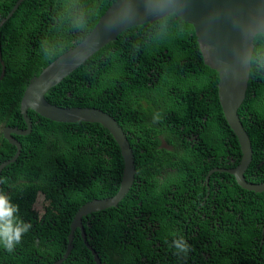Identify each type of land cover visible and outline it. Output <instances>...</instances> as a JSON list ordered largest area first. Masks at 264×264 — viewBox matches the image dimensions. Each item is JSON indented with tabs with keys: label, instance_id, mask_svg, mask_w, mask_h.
Masks as SVG:
<instances>
[{
	"label": "trees",
	"instance_id": "16d2710c",
	"mask_svg": "<svg viewBox=\"0 0 264 264\" xmlns=\"http://www.w3.org/2000/svg\"><path fill=\"white\" fill-rule=\"evenodd\" d=\"M18 0H0V19ZM115 0H25L0 28L5 74L0 80V164L16 147L2 129H25L20 100L33 76L81 42ZM245 98L238 109L253 155L246 181L264 182V34L253 39ZM2 66L0 64V74ZM217 73L203 63L191 25L175 15L131 27L45 95L48 103L100 109L122 127L134 155V182L117 207L83 217L63 264H264V192L242 189L233 176L238 140L217 96ZM158 121H154L155 116ZM29 135L15 136L17 160L0 190L32 225L0 264H53L63 256L75 212L112 197L123 174L120 149L96 123H56L28 110ZM38 193L47 201L41 217ZM190 246L186 258L170 247ZM41 257V258H40Z\"/></svg>",
	"mask_w": 264,
	"mask_h": 264
},
{
	"label": "water",
	"instance_id": "95a60500",
	"mask_svg": "<svg viewBox=\"0 0 264 264\" xmlns=\"http://www.w3.org/2000/svg\"><path fill=\"white\" fill-rule=\"evenodd\" d=\"M23 1L25 0H18L11 11L0 19V28L12 17ZM172 14L193 27L203 63L217 73L218 102L240 146L241 159L238 165L228 169H211L206 176V183L213 173H227L234 177L237 185L242 189L255 193L264 192V182L253 184L245 179L244 173L251 162L253 149L238 115V109L245 98L250 74L253 39L257 34H264V0H115L81 42L57 57L37 76L29 80L19 106L26 128L5 127L2 130L3 138L16 147V152L11 159L0 164V174L20 155L21 145L15 136H26L31 132L32 122L28 110L56 123L100 124L112 135L120 149L123 174L118 191L112 197L91 200L76 211L70 224L68 244L63 259L72 251L76 230H79L83 242H86L83 217L117 207L129 192L136 169L126 134L113 116L97 108L58 107L48 103L45 95L96 52L116 41L125 30L146 23L152 24ZM0 64L2 66L0 80H2L5 67L1 50ZM86 245L95 262L101 264L95 250Z\"/></svg>",
	"mask_w": 264,
	"mask_h": 264
},
{
	"label": "clouds",
	"instance_id": "9594fccd",
	"mask_svg": "<svg viewBox=\"0 0 264 264\" xmlns=\"http://www.w3.org/2000/svg\"><path fill=\"white\" fill-rule=\"evenodd\" d=\"M158 120H159V116L157 115L154 117V121H158ZM4 182L5 181L0 180V183H4ZM38 194H41V193H38ZM47 206H48V203H45V207ZM18 213H19V206L12 203L10 197L5 192L0 190V244H2L4 249L8 252H12L15 249V247L21 242L23 236L32 227L30 223H26L22 219H20ZM73 218L71 220V223L73 221ZM173 235L175 236V234ZM74 236H75V233H74ZM170 247L175 250L174 255H176L178 258H181V257L186 258L187 254L190 251V246L188 245L187 241L185 240L183 236H175V238L171 242ZM66 259L67 258L63 259V256H62L56 262L61 261L59 264H63V261ZM56 262H54L53 264H55Z\"/></svg>",
	"mask_w": 264,
	"mask_h": 264
},
{
	"label": "rangeland",
	"instance_id": "374dc122",
	"mask_svg": "<svg viewBox=\"0 0 264 264\" xmlns=\"http://www.w3.org/2000/svg\"><path fill=\"white\" fill-rule=\"evenodd\" d=\"M45 203H47L46 200H44V197L42 194H38L36 197V201L33 205L34 210L37 212L38 216H43L46 213V207Z\"/></svg>",
	"mask_w": 264,
	"mask_h": 264
}]
</instances>
